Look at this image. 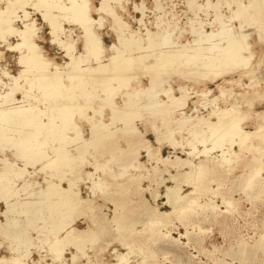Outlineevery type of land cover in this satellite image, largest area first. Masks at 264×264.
Instances as JSON below:
<instances>
[{
    "label": "bare ground",
    "instance_id": "obj_1",
    "mask_svg": "<svg viewBox=\"0 0 264 264\" xmlns=\"http://www.w3.org/2000/svg\"><path fill=\"white\" fill-rule=\"evenodd\" d=\"M34 2L33 8L51 28L49 33L52 34L53 42L62 46L69 61L62 68L54 62L51 63L52 69L48 68L50 58L44 59L40 52L42 47L36 45L41 27L37 28L30 18L27 19L25 7L30 5L29 0H9L3 9L0 8V40L6 42L8 36L14 37L16 34L18 42L10 47L18 50L17 61L25 67L20 70L17 79L12 77L11 82L5 83L3 89H0V153L9 149L16 152V159L4 160V167L0 168V190L3 191L0 199L6 208L1 213L6 221H0V234L17 244H11L10 248L16 254L0 258V264H28L25 261L30 252L19 253L23 248L20 249L19 245H24L25 249L29 246L41 247L42 250L40 243L35 242V237L29 233L30 230L36 235V240L49 243L51 254L48 253L53 262L64 264V253L68 248L76 251L71 257V261H76L79 258L77 253L86 255V248L90 251L101 232L103 235L112 223L119 233L123 230L124 233H140L136 229V224L140 223L144 232L156 228L153 234L160 233L167 237L168 233H162L161 229L173 222H164L163 219L170 212L173 215L177 210L176 217L187 220L197 209L217 213L218 205L212 198L202 203L198 201L197 195L183 202L188 193H182L181 184L190 174L179 177L183 172L186 173L184 168L189 170L197 167L196 180L201 179V188L208 180L207 174L216 166L228 171L234 165L239 166V163L244 170L245 188L264 184V124L255 122L251 130L243 128L245 117L241 112V107L248 103L245 95L255 100H264V68L259 72L256 65H252L254 57L250 43L252 34L264 43V0H202L201 3L185 0L184 14L191 13V17H185V22L181 23L173 13L168 19L164 17V12V16L157 15L153 21L146 23L144 14L138 20L132 19L138 23L137 29H130L129 22L117 11H125L126 0H100L99 8L93 6L92 0ZM134 7L143 14L142 5ZM225 8L229 15L222 12ZM154 9L163 11L160 0H154ZM18 10L23 13L22 18L17 16ZM209 11L213 12L210 13L212 19H207ZM200 12L208 13L205 19L198 15ZM94 13L98 15L97 19L92 17ZM257 15L262 18L258 19ZM102 17L111 20L113 32L117 35V42L108 48V53L104 49L106 45L102 42V34L98 32ZM16 18L19 19L20 28L14 26ZM70 20L83 30L80 35L81 51H77L76 47L74 49L72 37L65 35L63 40L59 37L68 33V30L62 28V23ZM235 21L238 26L232 24ZM190 32L193 33V39L183 41L186 33ZM139 66L141 73L129 71ZM235 73L238 78L232 77ZM29 74L32 78L26 79ZM137 74L146 80L143 82L135 79ZM175 76L177 80L172 79ZM20 78L24 79H21L23 83H19ZM243 78L249 84L244 85ZM219 80L222 81L215 85L214 94V90L207 87V84ZM187 81H191L192 85L187 84ZM235 85L244 90V94H241L244 98L240 95L239 100L235 99L234 103L227 106ZM34 92L39 94L35 95ZM16 94H21V99ZM88 94L96 98L92 104L87 101ZM117 94L120 95L116 99L118 101H111ZM220 103L225 106L221 107ZM90 108L117 109L121 112L120 118L125 121L124 127L110 131L111 136L114 132L116 135L107 139V135L99 136L92 130L89 137H85V131H77L73 138L80 140V145L69 148V145L62 142L71 141L67 136L68 131H73V127L79 125L73 112L78 110L77 113L87 121L90 117L86 112ZM201 109L204 113L200 112ZM129 111L144 121V131L127 121L126 114ZM104 114L105 117L106 111ZM122 114L125 115L122 117ZM147 134L153 136L154 143L146 137ZM164 147L171 149V154L163 156ZM177 151L185 157L177 155ZM86 154L93 158L88 164L95 171L101 172V175H96L95 181L91 180L92 185L100 186L103 179H118L117 185L123 186L121 193L134 190L132 194L137 197L135 200L121 197L118 191H108V186L105 190H99V197L113 206L111 218L105 217L103 206L96 203L94 195V198L81 197L79 189L75 187L77 183L75 185L74 179L69 181L65 175L71 171L75 174L74 177L69 172L71 178L76 179L83 173L94 174L86 172L85 164L82 165L84 160H88ZM17 157L23 165L16 164ZM142 157L145 160L142 161ZM192 158H199L198 163L193 165ZM38 166L54 170L50 171L51 178L53 174L62 171L61 175L67 178V187L60 186V182L48 181L46 189L26 192L33 187L30 178L31 173L35 174L36 171L26 177L24 174L29 167L39 170ZM163 174L168 178H164ZM10 175L22 179L20 188L26 192V197H18V192L22 190L14 188L13 180L8 178ZM61 179L64 181V178ZM168 180L172 185H165ZM144 181L149 183L148 186L141 185ZM190 182L186 186L196 184L195 180ZM160 186L164 187L163 195L157 191ZM197 187H193L189 194L198 192L200 195V188ZM145 192L154 203L163 197L165 201L162 204L172 210L161 212L158 206H151L144 197ZM221 203L227 212L233 205L231 199L224 197ZM133 214H136L135 218ZM79 217L85 221L86 228L71 226ZM122 236L123 233L119 246L122 245L127 251L125 254L117 252L115 257L120 264H131L130 254L136 246L130 245ZM258 239L257 249H264V234H260ZM140 263L143 260L135 262Z\"/></svg>",
    "mask_w": 264,
    "mask_h": 264
},
{
    "label": "rangeland",
    "instance_id": "obj_2",
    "mask_svg": "<svg viewBox=\"0 0 264 264\" xmlns=\"http://www.w3.org/2000/svg\"><path fill=\"white\" fill-rule=\"evenodd\" d=\"M9 0H0V8L3 9L6 6V3ZM13 1V0H11ZM34 1L36 0H29L28 6L25 7V11L27 13V19L30 18L31 21H33L34 25L39 28L38 32V38L36 39V45L41 49V55L43 58H50V61L48 62L50 66H48L49 69H52L51 63L54 62L59 68H62L64 64H66L69 61V57L66 55V52L62 48V46L56 42H53V37L51 33V28L42 21V17L40 13L33 8ZM127 3H125V11L118 10V13L120 16L127 22H129L131 28L130 29H137L139 27L138 23L133 21L132 19L138 20L140 19L144 14V20L146 23L151 22L155 19V17L158 15L164 16V12L166 13V16L168 19L171 18L172 13L176 14L178 19L180 20L181 23L185 22V17H191V13H187V15L184 14V11H186L185 8V0H160L161 4L163 5V11H157L154 9V0H126ZM143 1V2H142ZM199 3L202 2V0H197ZM215 2V0H213ZM92 4L94 7L99 8L100 7V0H92ZM134 5H142L144 7V12L141 14L139 10H135ZM146 7V8H145ZM127 8V9H126ZM148 8V9H147ZM36 11V12H35ZM227 9H223L222 12L225 13L226 15H229ZM213 14V12L209 11V14ZM210 16L207 19H212ZM31 15V16H30ZM198 15L202 17V19H205V16L208 15V13L203 14L200 12ZM17 16L23 17V13L20 12L19 10L17 11ZM258 19H261L262 16L257 15ZM92 17L94 19L98 18L97 14H92ZM184 19V20H183ZM111 20H108L107 17H102L101 22H100V28L98 29L99 34L102 36V42L104 44V49L106 50V53H108V48L112 46L115 42H117V35L116 33L113 32L112 25L110 24ZM36 22V23H35ZM71 20L69 22L64 21L62 23V28L65 30H68V33L61 34L59 35L60 39L63 40L65 38V35L72 37V40L75 42V47L77 48V51H81L82 45L80 42V35L83 33L82 28L79 27V25H76L74 22ZM235 26H238V22L235 21L232 23ZM41 25V26H40ZM148 25V24H147ZM14 26L15 28H20L21 24L19 22V19L16 18L14 21ZM17 26V27H16ZM75 27V29H74ZM81 28V29H80ZM72 29V30H71ZM82 30V31H81ZM154 30V29H153ZM207 32L210 31L209 28L206 29ZM209 30V31H208ZM50 32V33H49ZM80 32V33H79ZM73 33V34H71ZM142 33V32H141ZM9 37V38H8ZM7 37L6 42L0 40V89H3V87L8 84L7 82H11L12 77H18L20 70H23L25 67L24 65L20 64L17 60L19 58V52L17 49L11 48L14 47V45L17 44L18 39L16 37V34L10 35ZM64 37V38H63ZM78 37V38H77ZM41 38L44 40H41ZM192 40L193 39V33H186V35L183 38L184 40ZM51 40V41H49ZM77 40V41H76ZM2 41V42H1ZM250 43L252 45V52H253V57L251 60V63L253 62V66L256 65L257 71L260 72V69L264 68V43L262 41H259L257 36L255 34L251 35L250 38ZM9 44V45H8ZM52 44V45H51ZM77 44V45H76ZM59 45V46H58ZM110 45V46H109ZM11 46V47H10ZM62 48V49H61ZM13 49V50H12ZM111 52L112 50L109 49ZM43 52V53H42ZM77 53V52H76ZM261 53V54H260ZM65 56V57H64ZM260 57V58H259ZM52 59V60H51ZM152 62V61H151ZM257 64H256V63ZM261 62V63H260ZM105 63V61H104ZM156 63V61L152 62ZM260 63V64H259ZM21 65V66H20ZM63 65V66H62ZM260 68H259V67ZM51 67V68H50ZM140 66L138 69H133L130 68L131 70L129 71H134L136 70V73L140 72L139 71ZM7 71V72H6ZM138 71V72H137ZM2 72V73H1ZM35 72V71H34ZM135 72V71H134ZM141 73V72H140ZM6 76H3V75ZM29 77H26V79H30L31 74H29ZM11 76V77H10ZM258 76V75H257ZM261 76V74H259ZM9 77V78H8ZM16 77V79H17ZM232 77L238 78L237 73L233 74ZM230 77H226V79H229ZM9 79V80H8ZM23 78L19 79V83H23L24 81ZM137 80L145 81V77H142L141 74H137L136 78ZM172 79L177 80L178 78L175 76ZM222 80H219L217 83L214 84H207V87H209L211 90H214V94H216L215 90V85L220 83ZM6 83V84H5ZM242 83L249 84V81L246 78H243ZM187 84L192 85L191 81H187ZM229 87V86H228ZM233 92L231 96L232 98H229V104L231 105L234 103L236 100H239L242 97V93L244 94V90H241V86L235 85L233 87ZM263 90H261V93ZM35 95H38V92H34ZM238 96H237V95ZM236 95V97H235ZM241 95L240 98H238ZM87 101H89L90 104L95 102V96L92 94H88ZM120 95H116L115 98H111V101H114L118 99ZM16 97L18 99H21V94H16ZM103 97V96H102ZM105 97V96H104ZM161 98V96H159ZM245 97L248 100V103L246 105H243L241 107V112L243 113L242 115L245 117L242 126L243 128L247 130H251L253 128V125L255 122H260L261 124H264V100H255L253 99L252 96H247ZM131 98V97H130ZM238 98V99H237ZM244 96L242 97V99ZM163 99V98H162ZM236 99V100H235ZM109 100V99H108ZM195 100V99H194ZM234 100V101H233ZM118 101V100H116ZM106 103H109L108 101H104ZM221 107H224L225 104L220 103ZM78 110H75L73 113L75 116H77V119H75L79 125L78 127H73V131H68L69 133L67 136L71 138V141H66L62 142L63 144L69 145V148H76V146L80 145V140H76L73 137L75 136L77 131H82L84 132L85 137H89V133H91L90 130H92L94 133L98 134L99 136H106L107 138H112L116 135V132L113 133V135H110V131L115 130L116 128H123L124 127V120L120 118L121 112L117 109H110V108H104V109H88L86 112V115H89L90 117L87 121L81 117L78 113ZM106 111V118L104 117V113ZM200 112L204 111L201 109ZM136 113V110H135ZM137 114V113H136ZM134 112L129 111V114H126L127 121L130 123H133L134 125L137 126V128L141 131H144L145 124L144 121H142L141 118L137 117ZM125 114H122V117ZM74 116V117H75ZM249 117V118H246ZM256 118V119H255ZM255 119V120H253ZM259 120V121H257ZM142 125H141V124ZM81 124V126H80ZM87 125V126H85ZM119 125V127H118ZM142 127V128H141ZM83 128V129H82ZM109 131V132H108ZM116 131V130H115ZM75 132V133H74ZM74 134V135H73ZM110 135V136H109ZM80 138L81 135H78ZM146 137L154 143V138L152 135L147 134ZM58 144V143H53V145ZM49 147H52V145H48ZM72 146V147H71ZM201 148V146H199ZM49 150V149H48ZM237 150V148H235ZM11 151V152H10ZM172 150L164 147L162 150V155L167 156L171 154ZM2 153V154H1ZM0 153V168L4 167V160L7 161H13L16 159L15 157V150L14 149H9L6 150L5 152ZM177 155L181 157H185L184 154H181L180 152H176ZM6 154V155H5ZM215 155V154H214ZM88 160H84L82 163L85 164V169L86 172H91L94 174H79L78 178H71V174L65 173L69 181H72L71 179H74V183L77 189H79V195L81 197H90L94 198L93 195L95 196V201H97V204H101L102 211L103 213L106 214L105 217L111 218L112 217V210L113 206L103 200V198L99 197L100 191L105 190L106 187L108 188V191H118L120 192L121 197L126 196L129 198H133L134 200L137 198L135 195L132 194V191L134 190H129L127 193H121L123 192L122 188L123 186L117 185L119 182L118 179H108L109 182L112 180L110 183L107 182V179H103L101 181L100 186L92 185L93 181L97 178V176L101 175L100 171H95L93 167L88 164L90 161H92V156L90 155H85ZM88 156V157H87ZM12 157V159H11ZM9 158V159H8ZM193 160V165L198 163V159L192 158ZM195 159V160H194ZM145 160L144 157H142V161ZM87 163V164H86ZM3 164V165H2ZM17 165H23L22 161L20 162L18 157L16 161ZM88 165V166H87ZM192 165V166H193ZM241 163H239V166L234 165V167L231 170H220L217 166L215 167L216 169H213L210 173L207 174V179L204 184L203 188H201L200 185V180H196L198 177L196 176L197 167H192L189 170L187 168H184V171L186 173H182L180 176H187L185 177V182L184 184H181V189L183 194H187V198L183 200V202L189 200L192 197H198L199 202H207L209 198L213 199V202L218 205V212L217 213H206V211L197 209L196 213L190 216V218L184 219V218H177L176 216V211H174L171 215V212L169 216H164V222H171L169 223L168 227L161 229L162 233H168L167 237L162 236L160 233L153 234V231L156 230L153 229L147 230L144 232L142 226L140 223L136 224V229L139 232H117L113 228V223L110 224L111 228H108L107 231H105L102 235H99L98 242L96 241L95 245L92 246V248H88L90 251L87 250L86 248V255H80L78 254V259L76 261H71L72 254H75L76 251L73 248H68L67 251L64 253V257L66 259L64 264H97L98 262H101V264H120L117 260L116 253H126V248L119 246L121 244L120 237L121 234L123 233V238L127 240L130 245L132 244L135 247V250L133 253L130 254V260L131 264H135V262H140L143 260V263L140 264H227V263H233V264H264V249H257V242L260 234H264V184L263 185H253L251 188H245V176H244V170L243 167H241ZM39 170H34L31 167L27 168V173L24 174V177H26L27 174L30 172L36 171L35 174L31 173V178L30 181L33 184V187L31 189L25 190L26 192L29 191H38L40 189H46V186L49 182H55L59 183L60 186L66 188L67 187V179L66 177H63L61 175L62 171H59L56 174H53V178H51V172L49 169H41L40 166H38ZM37 168V169H38ZM58 171V170H57ZM174 173V171H172ZM192 172V173H191ZM186 174V175H183ZM97 175V176H96ZM41 176V177H40ZM76 176V177H77ZM164 178H168L166 174H163ZM50 177V178H49ZM59 177V178H58ZM64 178V181L60 178ZM190 179H189V178ZM196 177V178H195ZM8 178L12 179L14 182V188L22 190L20 188V184L22 179H17L13 176H8ZM55 178V179H54ZM187 178V179H186ZM33 179V180H32ZM59 179V180H58ZM79 179V180H77ZM86 179V180H85ZM58 180V181H57ZM77 180V181H75ZM85 180V181H84ZM93 180V181H91ZM190 180H195L196 184L193 185H187V182H190ZM62 181V182H61ZM118 181V182H117ZM83 182V183H82ZM91 183V186H90ZM108 183V184H107ZM192 183V182H190ZM44 184V185H43ZM66 184V185H63ZM79 184V185H78ZM104 184V185H103ZM148 182L144 181L142 182V186L146 187L148 186ZM118 189H117V186ZM165 185H172L171 181L165 182ZM198 186L200 188L199 192L201 194L199 195L198 192L189 194L191 189L195 186ZM41 186V187H40ZM79 186V187H78ZM90 187L92 189H90ZM113 187V188H112ZM120 187V188H119ZM197 187V188H198ZM96 188V189H95ZM105 188V189H104ZM111 188V189H110ZM15 190V189H14ZM90 190V191H89ZM94 190V191H92ZM100 190V191H99ZM25 191H19V195L24 198L26 197ZM36 191V192H37ZM89 191V192H88ZM99 193H98V192ZM158 193L160 195H163L164 193V187L160 186L158 188ZM91 192H94L91 194ZM1 193H3L2 190H0V197ZM22 193V194H21ZM88 193V194H87ZM119 195V194H118ZM130 195V196H129ZM132 195V196H131ZM92 196V197H91ZM190 196V197H189ZM99 197V199L97 198ZM144 197L148 200V203H150L151 206H158L159 211L165 212V211H171L172 209L169 208L167 205L162 204V202L165 201L163 197L158 198L155 203L153 200L150 198L149 194L147 192L144 193ZM228 198L231 199L233 202V205L231 206V209L227 212L226 207L221 203V198ZM97 198V199H96ZM13 200V197L11 198ZM182 204V203H181ZM180 204V205H181ZM104 208V209H103ZM5 204L2 202L0 199V221L5 222V216L4 214L2 215V212H5ZM178 212V211H177ZM176 213V214H175ZM141 214V213H140ZM144 214V213H143ZM142 215V214H141ZM143 216V215H142ZM140 216V217H142ZM155 216V215H154ZM22 218L23 216H19ZM136 217V214H133V218ZM156 217V216H155ZM167 217V218H166ZM173 217V218H172ZM176 217V219H175ZM133 218H130V220H134ZM138 218V215H137ZM144 218V217H143ZM78 219V220H76ZM71 226L77 228V229H84L86 228V223L83 221L82 217L76 218ZM145 219V218H144ZM169 219V220H168ZM205 219V220H204ZM109 227V226H107ZM193 227V228H192ZM111 229V230H110ZM207 230V231H206ZM31 231V230H30ZM31 236L35 237V242H39L41 247L36 248L34 246H29L26 249L24 248V245H19L18 247L22 250H19V253L28 251L30 252L29 258L25 261L28 264H32V262H38L37 264H62L58 262H53L51 259V252L49 250V243L36 240V235L34 232H30ZM102 231V230H100ZM188 233H187V232ZM144 232V233H143ZM146 234V235H145ZM148 234V235H147ZM181 234V236H180ZM186 234V235H185ZM42 238V237H40ZM119 238V239H118ZM174 238V239H172ZM6 241V242H5ZM8 244V245H7ZM11 244H16V242H13L12 240H9L6 237H3L2 234H0V258L2 257H11V255L16 254L15 252L10 250ZM2 245V246H1ZM46 245V246H45ZM264 245V241L262 243V246ZM4 247V248H3ZM48 248V249H46ZM95 248V249H94ZM46 249V250H45ZM94 249V250H93ZM4 250L8 251V254H4ZM48 250V251H47ZM93 250V251H92ZM117 250V251H116ZM11 251V252H10ZM37 252L36 255H32V252ZM42 251V252H41ZM46 251V253H44ZM75 251V253H74ZM50 254H49V253ZM113 252V253H112ZM32 253V254H31ZM46 254V255H45ZM39 255V256H38ZM42 255V256H41ZM80 255V256H79ZM144 255V256H143ZM46 256V257H45ZM93 256V257H92ZM38 257V258H37ZM43 261L40 263V260ZM51 257V258H50ZM114 257V258H113ZM50 258V259H49ZM93 262H92V260ZM70 260V262H69ZM32 261V262H31ZM51 262V263H49ZM81 262V263H80Z\"/></svg>",
    "mask_w": 264,
    "mask_h": 264
},
{
    "label": "crops",
    "instance_id": "obj_3",
    "mask_svg": "<svg viewBox=\"0 0 264 264\" xmlns=\"http://www.w3.org/2000/svg\"><path fill=\"white\" fill-rule=\"evenodd\" d=\"M63 185H66V184H63ZM1 251V250H0ZM2 252H3V250H2ZM4 254H8V251L7 250H4V252H3ZM32 255H36L37 256V254H36V252H33V254Z\"/></svg>",
    "mask_w": 264,
    "mask_h": 264
}]
</instances>
